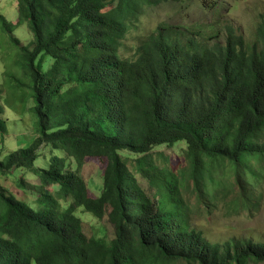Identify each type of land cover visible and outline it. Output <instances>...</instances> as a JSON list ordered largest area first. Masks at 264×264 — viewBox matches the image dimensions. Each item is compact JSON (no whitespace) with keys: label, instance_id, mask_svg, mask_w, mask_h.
I'll list each match as a JSON object with an SVG mask.
<instances>
[{"label":"trees","instance_id":"trees-1","mask_svg":"<svg viewBox=\"0 0 264 264\" xmlns=\"http://www.w3.org/2000/svg\"><path fill=\"white\" fill-rule=\"evenodd\" d=\"M194 1L16 0V23L0 14L31 81L7 73L0 101L15 111L31 104L36 134L0 155V264H264V244L210 242L183 199L191 188L198 203L224 202L237 214L261 206L264 23L251 40L227 24L223 43L172 26L143 38L132 55L126 43L144 7ZM22 24L30 46L13 34ZM47 59L54 63L44 72ZM5 124L0 117V147ZM180 143L189 173L152 154ZM47 149L60 156L44 163ZM88 159L105 162L97 198L81 174ZM27 172L39 181L32 205L1 183L13 176L26 191ZM79 209L108 218L114 239L87 238Z\"/></svg>","mask_w":264,"mask_h":264},{"label":"rangeland","instance_id":"rangeland-1","mask_svg":"<svg viewBox=\"0 0 264 264\" xmlns=\"http://www.w3.org/2000/svg\"><path fill=\"white\" fill-rule=\"evenodd\" d=\"M0 14L4 15L9 22L16 23L19 17L16 0H0ZM260 23H264V0H195L191 3H163L156 7H144L136 27L128 32L126 43L131 48L130 55H132L142 39L155 32L160 26H172L174 31L184 34L187 38L194 37L205 42L212 37L213 42L218 40L223 43L225 38L221 34L227 24L234 25L248 40H251ZM216 31L219 33L213 37ZM13 34L22 45H31L33 38L27 24L16 27ZM0 39V89L5 88L4 81L8 79V75L19 84L30 86L31 81L25 72L23 58L18 48L11 42L10 35L3 32L1 21ZM47 60L43 65L44 72H47L54 63L52 59ZM19 94L29 93L27 89H24ZM4 104L5 102L0 101V117L6 120L4 127L7 132L2 140L4 145L0 147V155L6 156L12 151L29 145L36 134L33 127L35 120L29 111L31 104L27 105L29 110L27 107L26 109L17 107L16 111L11 105ZM186 151L187 147L180 143L172 147L157 148L152 154L155 158H158L160 154L168 158L169 170L173 172L187 170L186 173H189ZM52 155L59 154L50 149L45 150L41 155L44 163ZM38 165L42 167L43 163L40 162ZM104 166V161L88 159L82 170L81 174L92 198L99 197L102 192ZM129 168L131 169L130 163ZM23 178L28 187L26 191L18 189V178L13 176L2 179L1 183L18 200L32 205L35 197L30 194L32 191L30 187H38L39 181L28 172ZM137 178L142 187L152 196L148 183L140 176ZM261 181L264 180L261 179ZM259 190L262 193L261 206L253 213L237 214L225 208L224 202H219L215 206L208 202L198 203V198L191 188L183 191V199L191 210L193 226L202 231L210 242L218 244L232 240H252L255 243L264 244V183ZM50 191L52 192V189ZM82 211L79 209L76 215L83 222L84 234L87 238H105L108 241L114 239L115 231L108 218L98 221L90 214H83Z\"/></svg>","mask_w":264,"mask_h":264}]
</instances>
